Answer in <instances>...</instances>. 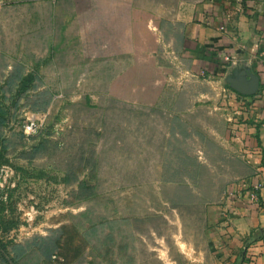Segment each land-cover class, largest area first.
<instances>
[{"label":"rangeland","instance_id":"374dc122","mask_svg":"<svg viewBox=\"0 0 264 264\" xmlns=\"http://www.w3.org/2000/svg\"><path fill=\"white\" fill-rule=\"evenodd\" d=\"M96 1L0 0V74L15 60L24 63L26 73L35 70L42 78L41 89L25 92L26 97L11 90L5 99L9 122L0 129V148L8 161L0 168V228L11 229L3 236L28 241L39 250L29 263L222 264L221 233L210 225L208 205L220 204L217 198L231 178L224 154L209 147L211 164H165L162 179L181 182L176 189L162 185L159 169L130 158L128 133L115 138L108 134L115 122L124 121L122 129H129V117L123 120L113 107L112 119L103 125L100 99L89 95L103 90L72 86L75 76L85 83L97 81L105 63L98 61L99 55L118 54L131 44L125 27L119 30L111 20L101 23L108 24V34L118 29L115 34L121 38L88 40L89 33H103L88 8ZM137 32L136 44L144 53V25ZM157 44L151 59L171 64L165 47ZM147 59L139 55L137 89L127 87V57L115 63L112 59L126 85L106 91L129 107L133 101L147 103L152 86L166 83L164 74L147 72ZM221 76L224 87L227 80ZM5 80L0 75V86ZM207 80L208 74L199 73L189 83L200 89L208 86ZM30 112L48 116L33 137H27L23 126ZM114 148L117 154L111 159ZM74 175L93 185L94 194L79 190ZM175 194L186 202L181 209ZM45 248L53 250L49 261L41 254Z\"/></svg>","mask_w":264,"mask_h":264},{"label":"crops","instance_id":"0c3cea01","mask_svg":"<svg viewBox=\"0 0 264 264\" xmlns=\"http://www.w3.org/2000/svg\"><path fill=\"white\" fill-rule=\"evenodd\" d=\"M92 4L94 8H88L98 21L95 27H101L103 33H89L88 40H118V29L108 34V24L101 23L111 20L113 26H121L119 30L125 27L131 44L118 54L99 55L98 61L105 63L97 81L92 78L85 83L75 76L72 86L103 90L89 93L100 99L104 112L98 119L103 125L112 119L113 107L123 120L129 117V129H122L124 121L115 122L108 127V134L115 138L128 133L130 158L135 157L136 164H146L148 169H159L162 185L176 189L181 182L162 179L165 164L200 167L211 164L207 148L222 152L231 178L217 198L220 204L208 205L210 225L221 233L220 247L225 253L222 264H236L245 247L241 264H264V0H99ZM142 25L146 30L144 53L136 44L137 28ZM155 43L165 47L171 64L151 59L159 48ZM139 55L149 58L144 62L151 67L147 72L164 74L166 83L152 86L158 91L147 103L133 101L136 103L129 107L106 90L126 85L121 82L120 67L114 64L124 56L127 87L138 88ZM243 72L248 78L250 74L259 77L256 93L234 92L227 81L220 86V74L228 78ZM199 73L208 74L205 88L189 83L190 77ZM116 140L115 146L119 138ZM111 153L114 159L115 148ZM255 187L258 201L249 198ZM231 189L237 193L232 198L228 196ZM174 202L180 209L186 203L180 199ZM249 238L252 240L247 244Z\"/></svg>","mask_w":264,"mask_h":264},{"label":"trees","instance_id":"16d2710c","mask_svg":"<svg viewBox=\"0 0 264 264\" xmlns=\"http://www.w3.org/2000/svg\"><path fill=\"white\" fill-rule=\"evenodd\" d=\"M4 71L6 74L1 73V76L6 75L5 82L0 86V129H2L7 122H9V111L8 108L6 109L5 99H7L8 92L14 90L15 94L20 97L23 95L26 97L27 95L25 92L29 90H39L42 87V78L39 75L38 71H31L26 73V68L24 63L21 61H12L6 64V68L4 67ZM234 92H236L233 88H231ZM157 90H153L149 99L153 98L154 92ZM18 101V99L15 100ZM38 101V100H36ZM49 101V100H47ZM47 101L44 102V106L46 105ZM36 107V105H33ZM42 107L38 106V109ZM36 135V134H35ZM27 136V137H33ZM36 149V147H34ZM4 147L0 148V168L1 166L7 162V158L3 155ZM86 164V163H85ZM95 164V163H94ZM73 181L78 183L79 190H88L87 195L94 194V186L91 185L89 182L84 180H79L77 176L74 175ZM11 229V226L1 227L0 228V264H39L38 262L32 263L28 262L32 254L37 250L36 248H32L30 242H17L9 238H4V234H6ZM3 233V234H2ZM44 240L45 237H42ZM42 239V240H43ZM252 238H249L248 241H251ZM60 240L56 241L59 243ZM41 254L46 257V261H49L50 257L53 254V250H49L45 248L41 250Z\"/></svg>","mask_w":264,"mask_h":264},{"label":"water","instance_id":"95a60500","mask_svg":"<svg viewBox=\"0 0 264 264\" xmlns=\"http://www.w3.org/2000/svg\"><path fill=\"white\" fill-rule=\"evenodd\" d=\"M230 86L237 92L245 95H251L258 91L259 89V77L255 74H250L249 78L245 72H243L238 77H228L226 78ZM250 241L247 242V244ZM246 253V247L242 250L240 258L236 264H241Z\"/></svg>","mask_w":264,"mask_h":264},{"label":"built area","instance_id":"2783aa9c","mask_svg":"<svg viewBox=\"0 0 264 264\" xmlns=\"http://www.w3.org/2000/svg\"><path fill=\"white\" fill-rule=\"evenodd\" d=\"M47 117L48 116L46 113L30 112V114H28V116L26 117V120L23 125L25 134L27 136H32V135L37 134L41 126L45 123ZM256 189L257 187H255L249 192V198L253 201H258ZM236 194H237L236 190H233V189H231L228 192V196H230L231 198L236 196Z\"/></svg>","mask_w":264,"mask_h":264}]
</instances>
